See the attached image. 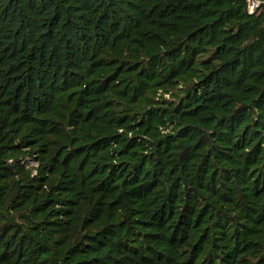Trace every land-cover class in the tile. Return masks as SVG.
<instances>
[{
  "label": "trees",
  "instance_id": "16d2710c",
  "mask_svg": "<svg viewBox=\"0 0 264 264\" xmlns=\"http://www.w3.org/2000/svg\"><path fill=\"white\" fill-rule=\"evenodd\" d=\"M259 2L0 0V264H264Z\"/></svg>",
  "mask_w": 264,
  "mask_h": 264
},
{
  "label": "rangeland",
  "instance_id": "374dc122",
  "mask_svg": "<svg viewBox=\"0 0 264 264\" xmlns=\"http://www.w3.org/2000/svg\"><path fill=\"white\" fill-rule=\"evenodd\" d=\"M250 1V11H254L257 8L256 2L259 0H249ZM31 166L34 165L32 162L29 161V163Z\"/></svg>",
  "mask_w": 264,
  "mask_h": 264
},
{
  "label": "built area",
  "instance_id": "2783aa9c",
  "mask_svg": "<svg viewBox=\"0 0 264 264\" xmlns=\"http://www.w3.org/2000/svg\"><path fill=\"white\" fill-rule=\"evenodd\" d=\"M254 1H255V0H254ZM249 2H250V1H249ZM259 4H260V2L257 1L255 5H257V7H258ZM256 9H257V8H256ZM256 9H255V10H256ZM249 10H250V7H249ZM255 10H254V11H250V13L255 12Z\"/></svg>",
  "mask_w": 264,
  "mask_h": 264
},
{
  "label": "water",
  "instance_id": "95a60500",
  "mask_svg": "<svg viewBox=\"0 0 264 264\" xmlns=\"http://www.w3.org/2000/svg\"><path fill=\"white\" fill-rule=\"evenodd\" d=\"M254 12H252L251 14H253Z\"/></svg>",
  "mask_w": 264,
  "mask_h": 264
}]
</instances>
